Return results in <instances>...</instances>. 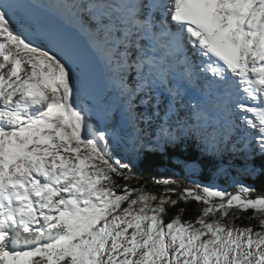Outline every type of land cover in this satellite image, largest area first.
Segmentation results:
<instances>
[{"label": "snow or ice", "instance_id": "1", "mask_svg": "<svg viewBox=\"0 0 264 264\" xmlns=\"http://www.w3.org/2000/svg\"><path fill=\"white\" fill-rule=\"evenodd\" d=\"M37 5L48 7L0 0V264H264V184L244 182L264 177V0L63 5L102 38L118 118L80 102L78 54L54 26L21 19ZM188 143L198 154L179 167L195 175L211 162L234 191L129 186L143 154ZM189 201L194 220L177 207ZM249 210L258 223L237 224Z\"/></svg>", "mask_w": 264, "mask_h": 264}, {"label": "trees", "instance_id": "2", "mask_svg": "<svg viewBox=\"0 0 264 264\" xmlns=\"http://www.w3.org/2000/svg\"><path fill=\"white\" fill-rule=\"evenodd\" d=\"M198 154V150L195 145L188 143L180 148L170 151L167 155H161L159 153H145L139 160L135 162V167L132 169L135 174V178L129 183L130 187H144L148 191L159 193L161 191V186L157 185L156 181H162L165 179L169 180H181L188 187L193 186L195 183L188 181L186 172L179 167L177 161L182 160L189 156H194ZM121 155V150H117V158ZM127 154H125L126 158ZM213 164L211 162H206V167L203 173H199V180L207 184L210 179L217 178L219 173H213ZM236 179H239L238 177ZM257 189L264 184V177L257 178L255 180L245 179L244 181ZM118 183L124 184L126 181L119 179ZM119 191V189H117ZM228 191H234L231 186H228ZM177 207L185 208L186 211L183 214L182 219L194 220L198 215V205L195 201H189L187 204H179ZM176 209H169L168 215L165 217L167 222L172 215L175 213ZM252 215L251 210L243 214V217L237 221V224L247 225L249 223L257 224V220L253 219L249 221L248 217Z\"/></svg>", "mask_w": 264, "mask_h": 264}, {"label": "water", "instance_id": "3", "mask_svg": "<svg viewBox=\"0 0 264 264\" xmlns=\"http://www.w3.org/2000/svg\"><path fill=\"white\" fill-rule=\"evenodd\" d=\"M26 19L34 25L39 19L45 29L55 27L56 32L60 38L61 46H70L79 56L83 67L87 73L86 91L82 92L81 98L90 103L98 113L105 112L104 101L110 93V86L108 84L105 66L97 55V52L91 45L90 41L75 28L69 29L64 26L59 19L53 14L45 11L40 7L29 12H22ZM38 39L45 45L50 44L48 38L41 32H36ZM51 46L56 47L52 44ZM59 51V48H57ZM99 119V117L97 116Z\"/></svg>", "mask_w": 264, "mask_h": 264}, {"label": "bare ground", "instance_id": "4", "mask_svg": "<svg viewBox=\"0 0 264 264\" xmlns=\"http://www.w3.org/2000/svg\"><path fill=\"white\" fill-rule=\"evenodd\" d=\"M56 2H59V3H63V5H67V4H70L72 2V0H56ZM44 4H47L45 1H44ZM48 5V4H47ZM45 11L47 12H51L47 7H42ZM65 9H67V7H65ZM63 9L61 6L60 8H55L53 10V15L60 20V22L66 26V28H69V29H72L75 28V29H80V32L82 34H85L90 40V43L92 42V46L93 48L96 50L97 52V55L100 56V55H104V51L102 50V43L99 42V40L97 39V37L95 35H93L89 30H87L86 26L87 23L86 22H81V19L80 17H78L77 15L73 14V13H70L69 11ZM69 9V8H68ZM71 10V9H70ZM58 14H60L62 17H60ZM21 19L22 20H26V23L29 24V21L26 19V16H24L23 14H21ZM68 22H70L72 25L68 24ZM30 25V24H29ZM36 38L38 39L37 37V33H36ZM39 40V39H38ZM40 41V40H39ZM61 41V40H60ZM116 78L119 82V79H118V73L116 75ZM115 89H117V87L115 86L114 87ZM118 94H119V97L121 96V92L119 93V90H118ZM104 108H105V111H109V108H107L106 106V102L104 103ZM110 115H111V111H110Z\"/></svg>", "mask_w": 264, "mask_h": 264}, {"label": "rangeland", "instance_id": "5", "mask_svg": "<svg viewBox=\"0 0 264 264\" xmlns=\"http://www.w3.org/2000/svg\"><path fill=\"white\" fill-rule=\"evenodd\" d=\"M23 21L25 22L26 26L31 27V25L27 24L25 20H23ZM68 24L72 25L70 22H68ZM32 37H33V39H35L38 42L42 43L41 41H39L36 38V33L32 34ZM42 44H44V43H42ZM112 85L114 86L115 83L113 82ZM115 90L116 89L113 88V90L109 94V97H108V99L106 101V106L111 111V116L118 118L121 115L122 111H123L124 98H123L122 95L119 97V94H117L115 92ZM80 102H82L81 99H80ZM84 103H85V105H90L86 101H84ZM96 123H97V120H96V118H94L92 121H90V126H95ZM186 176L188 178V181H190V182L193 181L194 183H198V182L202 183L199 180V178H198L199 173L195 174V175L186 173ZM217 176H218L217 178L214 177V179H210V182L207 183V184L216 185V186H218L220 188H226V189L228 188V186H231L232 180H233V177L231 175H225V174L219 173Z\"/></svg>", "mask_w": 264, "mask_h": 264}]
</instances>
